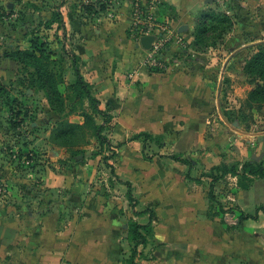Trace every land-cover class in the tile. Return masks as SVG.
I'll return each mask as SVG.
<instances>
[{
    "label": "crops",
    "instance_id": "obj_1",
    "mask_svg": "<svg viewBox=\"0 0 264 264\" xmlns=\"http://www.w3.org/2000/svg\"><path fill=\"white\" fill-rule=\"evenodd\" d=\"M134 1L110 0V9L98 14L86 7L103 0L57 3L63 24L59 39L62 32L61 47L69 53L63 52L67 67L60 88L65 92L75 81L70 56L74 54L99 108L112 117L108 123L103 116L97 118L105 126L110 146L102 147L95 137L75 148L59 146L51 139L56 124L46 120L52 125L46 131L45 145L57 162L42 164L36 139L26 146L35 151L29 164L16 163L30 169L25 171L24 199L38 202L22 205L21 220L9 223L17 236L7 239H19L20 246L11 243L10 256L20 264H264V203L259 204L260 197L264 198V178L251 176L242 186L238 175L221 176L214 170L223 164L231 166V148L223 149L222 140L216 144L203 135L201 117L209 89H205V69L201 67L206 63H183L188 51L183 43H193L210 15L219 13L213 10L216 0H157V17L173 27L180 41L172 48L174 63L161 73L142 65L147 48L130 35ZM139 1L148 4L152 0ZM52 114L56 122L60 120L57 113ZM68 120L84 122L78 114ZM93 143L99 149L88 158L84 153ZM78 148L83 152L71 164L70 154ZM114 157L116 167L111 163ZM100 161L110 166L116 180L111 184L117 193L113 197L87 189L80 181L84 174L93 175L80 167L92 168ZM213 175L219 178L214 180ZM227 178L236 187V209H226L220 199L229 188L224 182ZM229 195L231 198L227 191ZM228 213L239 222L229 224ZM125 217L130 222L125 223ZM134 224L151 226L150 234L140 229L145 242L132 238ZM242 226L243 239H237L236 228Z\"/></svg>",
    "mask_w": 264,
    "mask_h": 264
},
{
    "label": "rangeland",
    "instance_id": "obj_2",
    "mask_svg": "<svg viewBox=\"0 0 264 264\" xmlns=\"http://www.w3.org/2000/svg\"><path fill=\"white\" fill-rule=\"evenodd\" d=\"M60 1L0 0V177L6 179L5 183L0 180V264H14V262L20 264V261H15L12 259L13 256H10L13 253L11 245L14 244L17 248L20 246L19 239H7L17 236L16 233L13 234L12 228H9V223L21 220L18 214L22 210V205H37L38 202L32 203L36 199L29 197L27 200L24 199L27 193L23 190V185L28 182L24 178L25 171L30 169L16 164L17 161L13 159L10 150L5 147L15 141L17 149H22L38 139L35 149L40 152L42 164L48 166L57 162L52 160L53 153L45 145L48 139L46 131L52 125L46 123V120L49 119L56 124L52 114L53 109L44 90L29 88L28 84H23L24 80L27 81L25 78L28 77L30 68L20 63L15 53L19 49H27L26 47L30 49L32 41L38 38L39 44L42 42L47 44V52L51 54L50 59H54L63 69L67 67V57L63 53L67 54V52L61 47L63 35L61 32L62 38L59 39L58 34L59 28L63 25L60 16L62 12L57 5ZM106 1L105 10L110 9L109 4H113L110 0ZM255 1L245 0L244 3H240L236 0H227L224 3L216 0L214 13L219 12L218 14L228 17L231 25L227 21L224 22L227 24L216 21L217 28L210 29L202 37L203 40L191 44L183 43L188 49L187 57H183V63L199 65L200 60L206 63L201 67L205 69V89H209L207 90L209 100L204 101L201 117L205 125L204 138L216 144L222 140L223 149L231 148L230 165L243 164L252 160L254 156L261 155L263 156L260 161L264 163V101L249 100L250 93L264 85V73L256 59L257 56L264 55V0ZM103 2L105 3V0ZM209 22L210 20H207L206 23ZM20 110L28 111V122L24 124V127H28L26 130L24 128L21 136L15 134L9 126V120L13 119ZM34 121L40 126L34 127L32 124ZM85 141L84 139L83 142ZM93 141L95 143V139ZM83 142L81 144H84ZM94 143L86 148L84 154L88 158L99 149ZM107 152L111 154L112 150ZM70 157L71 164L79 161L73 152ZM83 158L84 156L79 158L80 161ZM111 163L116 167V157ZM80 169L85 173L93 172L90 178L84 174L80 180L87 189L105 194L107 197L117 194L112 191L114 188L111 184L116 180L108 164L100 161L92 164V168L86 166ZM224 182H227L229 188L226 187L224 197H220L219 194L221 202L223 201L226 209L228 207L236 209L237 205L233 200L236 187L228 183L231 182L228 178ZM227 191L231 192V198L230 195L227 196ZM263 200L264 198L260 197L259 204L264 203ZM128 221L129 219L125 217L124 222ZM236 229L237 239H243L244 227ZM261 238L264 239V235ZM5 255H8V258Z\"/></svg>",
    "mask_w": 264,
    "mask_h": 264
},
{
    "label": "trees",
    "instance_id": "obj_3",
    "mask_svg": "<svg viewBox=\"0 0 264 264\" xmlns=\"http://www.w3.org/2000/svg\"><path fill=\"white\" fill-rule=\"evenodd\" d=\"M104 7V3H95L88 5L86 10L92 14H98ZM98 8H100V11H98ZM209 20V23L203 24L197 30L194 42L203 40L202 37H204L210 29H216V21L222 24H227L224 23L227 21L228 23L230 22L229 24L231 25L230 19L220 14H211ZM38 41V38L33 40L30 49L17 50L15 57L18 56L20 63H24L27 68H30L27 73L28 77L25 78L27 81L24 80L23 84H28L29 88L44 90L53 112L57 113L60 117V120L56 122L52 130V141L59 146L71 149L81 145L84 139L89 141L90 138L95 137L102 147L105 145L110 146V142L104 134L105 126L103 124H98L97 118L103 116L105 123H108L111 121L112 117L106 115L99 108V100L92 95L90 84L81 75L78 66V57L74 54L70 55L75 67L76 78L73 83L67 86L66 91L62 92L60 87L65 82V68H61L54 59H50L51 54L47 52V44L43 42L39 44ZM256 59L259 62V68L264 73V55L257 56ZM249 100L250 102L264 101V85L255 88L250 93ZM27 112V110L26 112L20 110L13 119L9 120L10 129L17 135H22L24 124L28 122ZM73 114L82 116L84 122L82 124L70 122L67 117ZM32 152L35 151L27 149L26 146L19 149L18 156L20 164L22 163L24 155H26L28 159H31ZM80 152L83 151L79 148L74 149L73 154H78ZM97 155L98 152L94 154V156ZM13 162L15 163L14 160ZM214 170H218L221 176L228 173L238 175L242 186L247 185V183H244V180L250 179L251 176L264 178V163L257 160H250L243 164L238 163L237 165L232 164L231 166L223 164L215 167ZM218 178L219 177L216 175H213L214 180ZM150 227V225L141 226L134 224L131 228L132 238L139 239V242H145L147 239L146 235L140 232V229L142 228L147 234H150L152 232ZM133 253L135 254V252Z\"/></svg>",
    "mask_w": 264,
    "mask_h": 264
},
{
    "label": "built area",
    "instance_id": "obj_4",
    "mask_svg": "<svg viewBox=\"0 0 264 264\" xmlns=\"http://www.w3.org/2000/svg\"><path fill=\"white\" fill-rule=\"evenodd\" d=\"M157 4V0H152L148 4H143L139 0L134 1L131 6L129 32L138 43L145 36L153 37L150 47L145 49L141 58L142 65L151 72L161 73L167 71L174 63L172 48L176 47L180 41L177 40L173 27L167 21H162L157 17ZM26 127L28 126L24 127L25 130ZM7 148L13 155V159L19 163V149L15 141L12 145L5 147ZM22 162L29 164L30 160L24 155Z\"/></svg>",
    "mask_w": 264,
    "mask_h": 264
},
{
    "label": "water",
    "instance_id": "obj_5",
    "mask_svg": "<svg viewBox=\"0 0 264 264\" xmlns=\"http://www.w3.org/2000/svg\"><path fill=\"white\" fill-rule=\"evenodd\" d=\"M153 40V37L152 36H145L141 39V43L142 45L145 47V48H149L150 47V44H151V41ZM235 124L237 125V121L235 122ZM263 155L261 156H254L253 157V160H259L261 159ZM234 214L233 213H228L226 215V221L229 223V224H232V223H238L239 220L238 219H234Z\"/></svg>",
    "mask_w": 264,
    "mask_h": 264
}]
</instances>
